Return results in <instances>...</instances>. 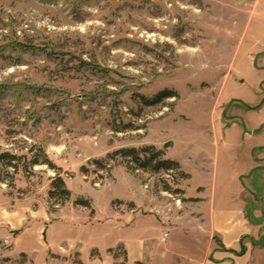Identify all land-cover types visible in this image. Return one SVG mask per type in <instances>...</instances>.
<instances>
[{"label":"rangeland","instance_id":"374dc122","mask_svg":"<svg viewBox=\"0 0 264 264\" xmlns=\"http://www.w3.org/2000/svg\"><path fill=\"white\" fill-rule=\"evenodd\" d=\"M4 153L0 264H264V0H0Z\"/></svg>","mask_w":264,"mask_h":264},{"label":"trees","instance_id":"16d2710c","mask_svg":"<svg viewBox=\"0 0 264 264\" xmlns=\"http://www.w3.org/2000/svg\"><path fill=\"white\" fill-rule=\"evenodd\" d=\"M175 95L170 92V91H162L159 94H157L154 98L152 99H144L141 98V101L144 105L147 106H152L155 104L160 103L164 99L172 98ZM114 155H118L124 160H126V163L128 166L130 164L133 165V167L137 170H142V171H150L152 173H159L161 171H174L179 169V165L175 161H171L168 159L163 158V151L161 150H156L154 147H144L140 149H135V148H128V149H121L118 151L114 152ZM20 158L15 157L14 155H10L8 153H4L0 155V162L2 161L5 169L7 168L8 170L11 169L13 173L17 172L19 167L22 165V169L25 171L27 170V167L29 165L32 167L34 165L39 164V159L35 157L32 161H26L23 162L19 166V160ZM95 164L98 166L102 165V161H94ZM42 164V163H40ZM43 164L50 165L51 169H54L53 165L51 167V163H48V161L45 159ZM133 167H130L131 169ZM133 168V169H134ZM5 171L6 176L9 175V171ZM181 175L186 177V175ZM10 176V175H9ZM52 188L49 192V197L50 198H56L57 200H60L62 203H64L66 200L69 199L70 192L69 190L65 187L63 180L61 177H56L52 183ZM168 189H166L167 191ZM78 205H82L85 207H88L86 203H81V202H76Z\"/></svg>","mask_w":264,"mask_h":264},{"label":"built area","instance_id":"2783aa9c","mask_svg":"<svg viewBox=\"0 0 264 264\" xmlns=\"http://www.w3.org/2000/svg\"><path fill=\"white\" fill-rule=\"evenodd\" d=\"M165 237H167V235H163V237L161 238V241H162V242L165 241Z\"/></svg>","mask_w":264,"mask_h":264}]
</instances>
